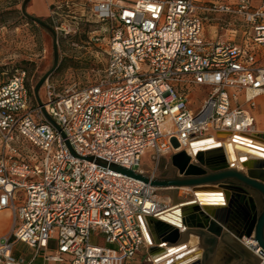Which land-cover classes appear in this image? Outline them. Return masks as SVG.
<instances>
[{"label":"built area","instance_id":"2783aa9c","mask_svg":"<svg viewBox=\"0 0 264 264\" xmlns=\"http://www.w3.org/2000/svg\"><path fill=\"white\" fill-rule=\"evenodd\" d=\"M86 3L95 23L106 26L89 38L95 46L105 42V64L82 88L44 82L43 108L59 131L33 102L24 72L0 85V211L12 215L11 231L0 237V264H20L12 254L17 242L53 263L133 261L148 248L138 218L169 211L171 199L85 158L145 174L141 159L150 150L153 168L145 175L155 178L160 160L188 151L193 140L256 133L249 111L232 107L237 96L230 90H243L251 107L264 93V67L253 53L264 49V3L249 10L240 2L251 50L205 40L206 10L191 0ZM53 29L65 31L54 20ZM190 86L209 88L196 112L186 104ZM92 234L103 245L91 244Z\"/></svg>","mask_w":264,"mask_h":264},{"label":"rangeland","instance_id":"374dc122","mask_svg":"<svg viewBox=\"0 0 264 264\" xmlns=\"http://www.w3.org/2000/svg\"><path fill=\"white\" fill-rule=\"evenodd\" d=\"M209 7L213 3L228 4L236 7L239 0H204ZM23 0H0V85L7 82L14 74L24 72L27 84L33 88L41 77L51 68L53 63L52 38L40 26L26 19L21 12ZM36 8L43 12L42 17L35 16L28 8L32 0L26 5V13L34 16L53 28V20L62 24L65 31L57 34L59 62L57 69L48 78L58 89L75 84L82 88L93 83L100 75L105 64L103 49L105 42L101 45H93L89 38L103 33L106 27L95 23L90 16L86 0H51L46 2L49 15L46 17V7L43 0H34ZM264 0H252V5L258 7ZM237 8V7H236ZM241 14L204 15V31H215L218 39L235 41L240 40L241 30L244 23ZM94 21V22H93ZM212 27V29H211ZM214 27V28H213ZM251 27V26H250ZM107 37V34L104 35ZM261 59V60H260ZM257 55L255 60L258 66L264 67V58ZM208 89L201 86H190L186 90L187 108L196 112L203 101L207 98ZM42 102L46 101L45 87L39 90ZM34 103L35 100L33 101ZM258 124H255V129ZM220 138H223L220 137ZM22 145V144H21ZM19 145V146H21ZM153 153L148 150L141 159V167L145 174H149L153 168ZM170 159L160 160L156 177H172L173 172L169 169ZM168 191L161 190L160 196ZM185 199L191 197L190 191H181ZM22 194L21 190L15 192V196ZM16 205L20 202L16 199ZM9 220L0 214V229L5 227ZM101 235L92 234L90 242L93 245H103ZM13 258L17 261L23 259L28 263L34 251L22 243L14 245ZM144 256H139L137 262L130 264H141ZM40 260H36L38 264ZM47 263V262H46Z\"/></svg>","mask_w":264,"mask_h":264},{"label":"water","instance_id":"95a60500","mask_svg":"<svg viewBox=\"0 0 264 264\" xmlns=\"http://www.w3.org/2000/svg\"><path fill=\"white\" fill-rule=\"evenodd\" d=\"M30 0H23L21 4V12L24 17L34 24L44 29L52 38L53 63L51 68L41 77L33 88V97L36 104L41 108L45 119L52 124L58 131L59 128L55 125L52 119L47 115L43 108L42 101L39 97V90L50 75L57 69L59 62L57 34L55 30L44 21L28 15L25 11L26 5ZM254 141L258 137L254 135H244ZM198 142L191 141L190 148L196 146ZM217 151L220 152L217 162L218 165H212L206 157L205 152ZM203 151L199 150L194 155L188 151H181L172 155L170 159L169 169L172 170V177H150L148 175L135 172L121 166L107 163L106 161L87 157L88 161H95L102 168H107L111 171L120 173L132 179L149 184L151 187L173 191L179 189H187L191 192L192 199L183 201L175 199L173 206L169 211L177 218L174 221L166 220L165 213L151 218H138L140 228L146 244L149 247L150 255H158L161 252L160 245H165L169 250L176 249L177 245L184 243L185 236L189 232H181L180 229L188 226L189 231H194L200 240L207 246L201 258V261L196 264H206L208 254L224 241V237L229 233L233 234L235 241L242 244L244 238H250L257 245L246 247L249 251L260 249V255L264 256V159L259 160L260 163L252 164L249 162L243 165L242 169H238L235 164L229 163L228 157L224 149L220 146L214 149ZM241 160V158H240ZM204 194H222L227 202V207L214 212L202 211V220L191 216L186 219L180 216V209L177 206H195L201 207L197 197ZM209 206V205H207ZM205 206V207H207ZM214 207V206H212ZM210 206L208 207V209ZM197 211V210H195ZM178 215H177V214ZM164 215V216H163ZM196 219L197 221H194ZM192 224H188V221ZM148 222L153 227L157 237L155 243L150 242V234L148 230ZM190 225V226H189ZM151 227V233H153ZM177 250V249H176ZM166 252L165 256L176 254ZM182 262V261H181ZM149 264H152L151 262Z\"/></svg>","mask_w":264,"mask_h":264},{"label":"crops","instance_id":"0c3cea01","mask_svg":"<svg viewBox=\"0 0 264 264\" xmlns=\"http://www.w3.org/2000/svg\"><path fill=\"white\" fill-rule=\"evenodd\" d=\"M34 0H32V4L29 6V10L38 17H42L43 16V12L39 11L36 8V3L34 2ZM38 1V0H37ZM45 3V7H46V17L49 15V9L46 6V2H50L51 0H43ZM193 1L197 6H199L200 8L206 10V11H201L200 15L203 18V30H202V36L205 40L208 41H213V42H222V43H229L241 48H245V49H249L251 50L252 46H251V34H252V29L250 27V25L245 21L244 16L239 13L238 11L240 10V2L241 0L238 1L237 3V8L236 7H231L228 4H223V3H213L212 5H210L209 7L206 5L204 0H191ZM248 1V7L249 10H254L259 8L261 5H259L258 7H254L252 5V0H247ZM219 8H227L229 11L227 12H223L220 11ZM208 10V11H207ZM209 10H214V11H209ZM223 14V15H237V14H241L242 15V22L244 23L243 25V30H241V37L240 40L235 41L232 39H227V40H221L218 39L217 36L214 34L215 31L212 30H207L204 31V15H208V14ZM214 28V27H213ZM212 29V27H211ZM253 53L257 56H259V58H264V49L261 48H256L253 49ZM230 94H236L237 96V102L232 101V107H241L244 110L249 111V113L254 117V121L255 124H258V128L255 129L256 133L255 135L258 137V140L255 142L261 143V144H257V146H262L264 147V93L260 96H258L257 98H255V100L253 101L254 106L251 107L249 106V104L246 103L245 101V93L243 90L236 92L234 90H230ZM214 139L217 142L220 143H224V142H234V141H227L228 140V134L225 133H220V134H215L213 135ZM223 138H220L222 137ZM235 138V137H234ZM233 138V139H234ZM231 140V139H230ZM237 154V152H236ZM244 161V160H243ZM252 164H257L260 163L259 160H253L251 161ZM183 189H179L178 191H173L171 189L168 190H164V191H168L167 193H163L162 195H160L159 197H164V196H168L171 199V206H173V202L175 201V199H179V200H183V201H189L192 199V196L189 199H185L182 196V191ZM183 191H187V190H183ZM189 191V190H188ZM206 196H211V195H206ZM216 199L219 197H210V199ZM220 200H223V196L220 197ZM207 204H213V205H209L210 208L208 209L209 206L205 207V206H201L198 207L197 205L195 206H188V207H184V206H177L180 209V216L178 217V219H181L182 217H185L186 219L190 218L191 216L197 217L196 219H200L202 220L203 216L202 211H207V212H214L217 210H222L224 208H226L227 206L223 205V206H216L215 203H207ZM214 206V207H212ZM197 210V211H195ZM0 214L4 215L5 217L8 218L9 223L0 229V237L8 234L11 231V227H12V215L10 210H3L0 211ZM177 218L176 216L174 217V219ZM196 219H194V221H197ZM193 222L190 220L188 221V224H192ZM190 226V225H189ZM151 224L148 222V230H149V234H150V241L151 243H155L156 240V233L153 230L152 227V231L153 233H151ZM184 230L181 232L187 233L189 232V234H187L185 236V242L181 243L179 245H177V247H175L177 250L181 249L184 250L182 252H180L179 254H173L170 255L171 257H169L170 259L172 258H178L179 256L184 255L185 253H187L188 255L178 259V261H174L170 264H196L199 263V261H201V258L203 256V253L205 252V248L207 247L203 241L200 240L199 236L194 233V231H189V230H193V229H189L188 226L183 227ZM244 241H246V238L243 239V243ZM17 243H21V242H17ZM191 243V244H190ZM16 244V243H15ZM14 244V245H15ZM24 244V243H22ZM245 244V243H244ZM25 245V244H24ZM26 247H28L27 245H25ZM246 247H251L250 244H246ZM245 246L241 245L240 243H238L237 241H235V237L233 234L229 233L228 236L224 237V241L219 242L218 245L216 247L213 248V250L208 254L207 256V261L206 264H245V258L250 257L251 255H254V252L249 251ZM159 248L161 247V252L158 255H150L149 254V247L144 249L133 261L127 262L126 264H130L133 262H137V258L139 256H144V259L142 261L141 264H149L150 262L152 264H157L158 262H160L162 259H165V252H170L168 251L169 249L165 246V245H160L158 246ZM29 249H32L30 247H28ZM53 249V244H51L49 246V250L48 253H51ZM34 251V254L32 256V258L30 259V261L28 263H25L24 260L21 258L19 259L20 264H31V263H35L36 260H40V262L38 264H69L68 262V258H66V261L64 263H53V262H47L44 260V253L39 252L38 254H36V251L34 249H32ZM14 252V246H13V251L12 254ZM182 261V262H181ZM47 262V263H46ZM159 264V263H158Z\"/></svg>","mask_w":264,"mask_h":264},{"label":"bare ground","instance_id":"6f19581e","mask_svg":"<svg viewBox=\"0 0 264 264\" xmlns=\"http://www.w3.org/2000/svg\"><path fill=\"white\" fill-rule=\"evenodd\" d=\"M230 139H232V141H234V142L220 143V142H217L218 140L216 141L214 139V137H205L202 139H196L195 142H198V144L196 146H193L192 148H189L188 152L191 153L192 155H194V152L196 153L199 150L208 151V150H211V149H214V148L220 146L226 152L229 163L235 164V166L238 169H242L243 165H246L253 160L264 159V147L257 146V144L259 145L261 143L255 142L254 140H252L250 138H247L245 136H240L238 134H236L235 136H233ZM230 139L227 141H231ZM262 145H264V144H262ZM236 152H237V154H236ZM219 153L220 152H217V151H208V152H205V155H206V157H208V159L212 165H214V164L218 165V163H216V162L219 158H221V157H219L221 155H218ZM240 158H241V160H240ZM183 190H187V189L184 188ZM206 195H211V196H206ZM222 196H223L222 194H204V195L198 196L197 199L200 202V204L203 206L213 205V204H207V203H215L216 206H223V205L227 206V202H226L224 196H223V200H220V197H222ZM210 197H219V198L210 199ZM165 215H166V217H165L166 220L174 221L175 216L171 213V211H167L165 213ZM149 243H151V241ZM244 243H242V244H244V246L246 244H250V246L257 245L256 242L252 241L250 238H246V241H244ZM259 250L260 249H258V251L254 250L253 251L254 254L260 255ZM182 251H184V250L174 249L170 252V254L176 253V252H177L176 254H179ZM186 255H188V254L185 253L184 255L179 256L178 258H172V259L167 257L165 259H162L158 263L159 264H170L176 260L178 261V259H180ZM260 256H263V255H260Z\"/></svg>","mask_w":264,"mask_h":264},{"label":"flooded vegetation","instance_id":"af4514ba","mask_svg":"<svg viewBox=\"0 0 264 264\" xmlns=\"http://www.w3.org/2000/svg\"><path fill=\"white\" fill-rule=\"evenodd\" d=\"M259 257L257 254L251 255L250 257L245 258V264H259Z\"/></svg>","mask_w":264,"mask_h":264}]
</instances>
